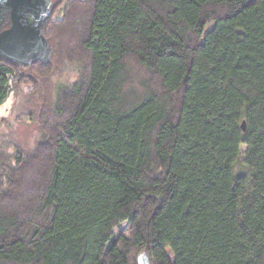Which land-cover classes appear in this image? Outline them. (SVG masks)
Instances as JSON below:
<instances>
[{"label": "trees", "instance_id": "1", "mask_svg": "<svg viewBox=\"0 0 264 264\" xmlns=\"http://www.w3.org/2000/svg\"><path fill=\"white\" fill-rule=\"evenodd\" d=\"M42 34L0 58L39 132L0 145V264H264V0H52Z\"/></svg>", "mask_w": 264, "mask_h": 264}, {"label": "water", "instance_id": "2", "mask_svg": "<svg viewBox=\"0 0 264 264\" xmlns=\"http://www.w3.org/2000/svg\"><path fill=\"white\" fill-rule=\"evenodd\" d=\"M52 0H0V58L21 66L47 61L52 47L42 34ZM244 129V123L241 124ZM137 264H149L146 251Z\"/></svg>", "mask_w": 264, "mask_h": 264}, {"label": "rangeland", "instance_id": "3", "mask_svg": "<svg viewBox=\"0 0 264 264\" xmlns=\"http://www.w3.org/2000/svg\"><path fill=\"white\" fill-rule=\"evenodd\" d=\"M39 135L35 122H29L25 114L24 94L9 96L0 105V145L13 143L29 151Z\"/></svg>", "mask_w": 264, "mask_h": 264}]
</instances>
